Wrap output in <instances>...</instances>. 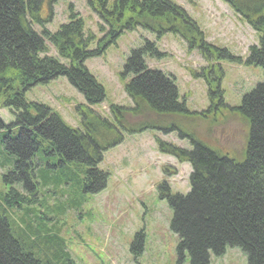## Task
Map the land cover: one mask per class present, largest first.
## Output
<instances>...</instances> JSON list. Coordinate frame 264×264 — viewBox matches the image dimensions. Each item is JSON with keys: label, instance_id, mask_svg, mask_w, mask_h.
Returning a JSON list of instances; mask_svg holds the SVG:
<instances>
[{"label": "trees", "instance_id": "trees-1", "mask_svg": "<svg viewBox=\"0 0 264 264\" xmlns=\"http://www.w3.org/2000/svg\"><path fill=\"white\" fill-rule=\"evenodd\" d=\"M45 1L49 4L51 0H0V103L14 116L9 124L0 119V162L13 164L1 176L8 190L0 196V264H76L58 235L44 227L34 230L31 225H15L5 208L36 203L38 188L49 185L66 187L72 203L84 193L100 190L106 180L97 168L102 152L120 143L123 133L148 129L176 131L190 144L182 148L155 138L159 152L191 167L185 194L171 195L165 185L159 191V198L172 211L169 228L177 237L178 256H186L189 264H208L210 254L222 255L229 247L240 250L247 264H264V82L252 87L237 105L225 107L246 127L244 148L236 150L242 156L239 160L217 145L212 133L200 138L193 131L186 132L175 119L189 118L193 112L179 99L173 78L147 66L145 56L163 55L149 40L130 51L121 71L122 79H128L124 90L133 105L111 104L110 117H102L86 107L101 103L105 93L84 61L104 53L125 31L141 27L153 31L157 39L165 33L178 35L188 48L197 47L206 63L222 58L241 60L208 45L186 11L170 0H86L108 27L96 48H90L94 38L84 33L83 21L71 5L66 23L54 32L45 29L46 21L40 15ZM223 1L257 35L258 43L249 48L244 64L264 70V0ZM46 42L63 61L46 54ZM206 67L202 76L209 86L208 98L220 107L219 82L209 77ZM59 76L87 103L79 111L80 128H71L47 106L25 99L30 87ZM128 116L142 118L129 124ZM35 217L33 213V221ZM142 247L143 236L137 233L131 252L136 256Z\"/></svg>", "mask_w": 264, "mask_h": 264}, {"label": "rangeland", "instance_id": "rangeland-1", "mask_svg": "<svg viewBox=\"0 0 264 264\" xmlns=\"http://www.w3.org/2000/svg\"><path fill=\"white\" fill-rule=\"evenodd\" d=\"M107 1L112 3L113 0ZM170 1L186 11L208 45L225 50L241 63L223 58L206 63L197 47L188 48L187 42L178 35L165 33L157 39L153 31L138 27L120 34L101 55L84 61L88 72L104 90L105 98L101 103L87 104L64 76L30 87L25 91V99L47 106L74 129L80 128L79 111L83 108L110 117L111 104L133 105L124 90L128 79H122L121 71L130 51L149 40L155 42L163 55L156 59L145 56L147 66L170 75L179 99L185 102L188 111L193 112L189 118L178 116L175 119L181 121L186 132L193 131L200 138L212 133L211 137L217 140V145L227 148L224 151L230 157L241 159L238 151L242 152L244 148L246 127L225 107L237 105L252 87L264 82L263 69L244 64L249 48L257 44V35L223 0ZM70 5L83 21L84 33L94 38L90 48H96L108 27L86 0L43 2L40 8V15L46 21L43 27L54 32L66 23ZM34 28L41 29L36 25ZM46 46L48 56L58 57L50 43L46 42ZM206 65L205 72H210L209 77L215 79L216 84L219 82L220 107L215 99L208 98L209 86L202 76V68ZM141 118L128 116L127 123L133 124ZM0 119L8 124L14 120L12 113L1 103ZM156 136L178 147L190 146L187 137L179 138L176 131L163 133L148 129L140 133H123L122 142L104 150L97 163L106 178L100 190L84 193L81 199L72 203L66 187L49 185L42 190L38 188L36 203L5 208V213L15 225H31L34 230L44 227L58 235L76 264H189L186 256L180 258L176 252L177 237L169 228L172 211L166 200L159 198V191L161 185H165L171 195L185 194L189 190L191 167L188 162L159 152ZM12 165V162H0V196L8 190L1 176ZM17 189L29 199L25 192ZM33 213L37 216L34 221ZM137 233L143 236V247L134 256L131 243ZM208 264H247V261L240 250L227 247L222 255L210 254Z\"/></svg>", "mask_w": 264, "mask_h": 264}]
</instances>
